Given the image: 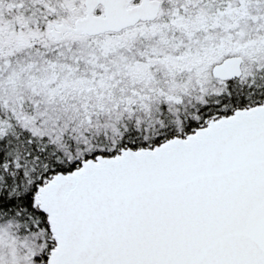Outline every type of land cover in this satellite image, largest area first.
I'll use <instances>...</instances> for the list:
<instances>
[{"label":"snow or ice","instance_id":"obj_1","mask_svg":"<svg viewBox=\"0 0 264 264\" xmlns=\"http://www.w3.org/2000/svg\"><path fill=\"white\" fill-rule=\"evenodd\" d=\"M0 264H264V0H0Z\"/></svg>","mask_w":264,"mask_h":264}]
</instances>
